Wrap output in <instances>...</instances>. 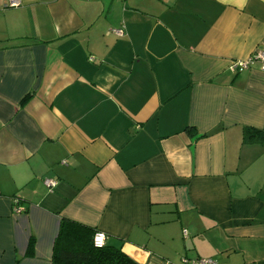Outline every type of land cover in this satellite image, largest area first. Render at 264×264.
Segmentation results:
<instances>
[{"label": "crops", "instance_id": "1", "mask_svg": "<svg viewBox=\"0 0 264 264\" xmlns=\"http://www.w3.org/2000/svg\"><path fill=\"white\" fill-rule=\"evenodd\" d=\"M9 1L0 264H52L61 219L138 264H264V68L229 71L264 0Z\"/></svg>", "mask_w": 264, "mask_h": 264}, {"label": "trees", "instance_id": "2", "mask_svg": "<svg viewBox=\"0 0 264 264\" xmlns=\"http://www.w3.org/2000/svg\"><path fill=\"white\" fill-rule=\"evenodd\" d=\"M264 132L244 128L242 143H260ZM94 230L76 222L61 219L53 243L52 264H138L121 252L119 248L104 246L94 248ZM32 240L29 251L32 250Z\"/></svg>", "mask_w": 264, "mask_h": 264}, {"label": "built area", "instance_id": "3", "mask_svg": "<svg viewBox=\"0 0 264 264\" xmlns=\"http://www.w3.org/2000/svg\"><path fill=\"white\" fill-rule=\"evenodd\" d=\"M18 5H19V2L17 0H10L8 2L9 7H17ZM113 32L117 36L122 35L121 30H116ZM254 61H259L262 65V68H264V52L262 51L257 52L254 56L250 57L247 60L232 62L229 66V71L233 74H236L240 71L246 70L250 65L253 64ZM45 185L48 188H52L55 185V183L53 181L46 180ZM13 203L15 205V209H14L15 212L17 213L22 212V209L18 207L17 205L18 199H14ZM105 240H106V236L103 233L96 231L94 232L93 237H92V245L94 248H97V249L102 248L105 246ZM196 264H214V263L208 260H200L196 262Z\"/></svg>", "mask_w": 264, "mask_h": 264}, {"label": "clouds", "instance_id": "4", "mask_svg": "<svg viewBox=\"0 0 264 264\" xmlns=\"http://www.w3.org/2000/svg\"><path fill=\"white\" fill-rule=\"evenodd\" d=\"M231 3H234L241 10L246 6L247 0H230Z\"/></svg>", "mask_w": 264, "mask_h": 264}]
</instances>
